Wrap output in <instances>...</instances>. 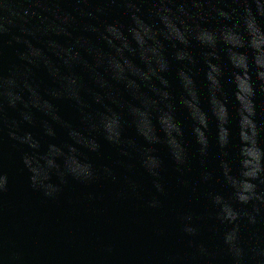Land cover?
I'll return each mask as SVG.
<instances>
[{
  "label": "water",
  "instance_id": "1",
  "mask_svg": "<svg viewBox=\"0 0 264 264\" xmlns=\"http://www.w3.org/2000/svg\"><path fill=\"white\" fill-rule=\"evenodd\" d=\"M132 17L147 34L134 39ZM258 71L264 0H0V75L16 80L0 96V264H264V171L251 181L259 199L236 200L256 165L249 79L264 151ZM104 117L118 121L116 143ZM69 148L95 179L66 177L55 198L34 191L21 158L63 170ZM225 205L238 214L231 223Z\"/></svg>",
  "mask_w": 264,
  "mask_h": 264
},
{
  "label": "clouds",
  "instance_id": "2",
  "mask_svg": "<svg viewBox=\"0 0 264 264\" xmlns=\"http://www.w3.org/2000/svg\"><path fill=\"white\" fill-rule=\"evenodd\" d=\"M89 15H91V14H89ZM69 19H71V18L65 17L63 22L67 23ZM132 22H133L134 27L130 28L129 31L132 33L134 39H135L136 35H139V31L137 29H139L140 31H144L147 34L148 30L143 26V24H141V22L139 20H137L135 17H132ZM116 23H118V22H116ZM169 26H171V25H168V27ZM105 32L108 34H112L113 32H117V31L113 25H107V26H105ZM25 43H27V42H25ZM30 54L32 56L39 55V53L35 52V51H32ZM19 58L21 60H28L29 63L32 62L28 58V56L24 55V54H21ZM183 58H184L183 55H178V57H177V59H183ZM112 63H115V62L113 61ZM125 64H128V62L125 61ZM128 66L131 67L130 65H128ZM115 67L119 69L120 65L115 64ZM120 71H123V69H120ZM181 76H184L183 72L180 73V77ZM256 76H257V79L259 81H261L260 91L262 93H264V71H258L256 73ZM15 83H16L15 74L10 73V75L7 78L0 75V96H5V97L11 98L13 96L11 88H13L15 86ZM191 84H192V80L188 79L187 84L184 83V87L187 88ZM25 87H27V85H25ZM249 87H250V92H249L248 101H247L248 111H247V115L244 117V119L248 120V122L251 125L249 130L251 132L252 145L255 148V152H256V156H255L256 165H255V168L252 171L251 175H248L247 173H245L244 194H240V195L236 196V200L241 204H247L253 198L259 199V197L254 196L255 185L251 181L257 180L260 176V173L262 171H264V168H262V164H261V155H262V153H264V151H262L260 149V147L258 146V141H257L258 132L256 130V125H255L254 121L251 119V117H253L255 115V110H254V105L250 99V97H252L254 95V91L251 87L250 79H249ZM189 95L192 96V99L194 101L195 96L192 95L191 92H189ZM165 99H167L166 94H165ZM181 102L183 104H185L188 108H192V106H193V104L189 103L186 100L181 101ZM10 106H14V103L10 104ZM226 109H227V107H226ZM140 115H143V114H140ZM25 119H27V117H25ZM112 122L115 123L114 134L112 131H110ZM173 125H174L175 129L177 130L176 135L180 136L182 134L180 128L177 125H175L174 123H173ZM205 126H206V124H205ZM102 129H103V132L105 134V138L109 143H116L119 140L120 132L118 131V121L116 118L104 117L102 119ZM225 131H226V133H228L227 129H225ZM194 132H195V136H196V142L200 145H205L206 141H205L203 133L200 131V129L196 128V129H194ZM9 136L11 139L18 140L20 143H25L29 139L28 137H26L24 140H19V138L16 136V134L14 132H10ZM218 136H219V131H218ZM201 140L203 141V143H201ZM78 142H82L84 147H86L87 149H89L92 152H95L98 148V145L94 141H78ZM225 144L226 143L220 144V145L223 147ZM29 147L34 148V143L29 144ZM68 152L70 154L65 157L63 170L57 168V166L53 163V159H51V161H50L51 166L45 167L44 165L41 164L40 165V171L38 172L37 162L34 160V157L30 158L29 156L24 155L21 158L22 164L24 165V167L29 172V183H30V186L32 187V189L34 191L41 192L43 194V196L46 198H55V196L61 191V186L66 182V177L70 176L74 180L79 181L81 183H90L95 179V175H94V172L92 170L91 164H89L87 162H84V163L79 162L75 158V156L72 155V153L75 152V149L69 148ZM61 155H62V153L58 149L56 154H54L52 157H59ZM172 156L178 163L180 162V157H176L173 154H172ZM154 167H157V161L155 162V164L153 166L148 167L149 173L152 175H155V173L151 171V169ZM105 171L107 172L108 170H105ZM53 175H55L59 180V184H57L55 186L51 183V178ZM109 175H110V173H109ZM6 183H7V175L5 173H3L2 171H0V193L4 192L6 190ZM131 187L134 188V186H131ZM157 190L158 191L160 190L158 185H157ZM215 202L220 203L219 198H217ZM148 206L150 208H155V207H158V203L156 201H152L149 203ZM225 208H227V212L225 211ZM223 213H224L223 219L228 221L229 223L235 221L238 218V214L235 213L227 205H225V207L223 208ZM188 219H190V218H188ZM250 222H254V221H252L250 218ZM184 231L191 235V234H193L194 229H192L190 227H185ZM235 231L236 230L234 229L232 233H230L229 235H227L225 237V243L226 244H229V245L232 244V242L235 238ZM237 255H239V252H237Z\"/></svg>",
  "mask_w": 264,
  "mask_h": 264
}]
</instances>
